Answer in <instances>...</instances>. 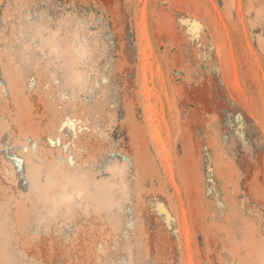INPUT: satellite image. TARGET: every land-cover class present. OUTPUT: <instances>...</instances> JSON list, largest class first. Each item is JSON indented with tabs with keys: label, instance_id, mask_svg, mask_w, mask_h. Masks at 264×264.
<instances>
[{
	"label": "rangeland",
	"instance_id": "obj_1",
	"mask_svg": "<svg viewBox=\"0 0 264 264\" xmlns=\"http://www.w3.org/2000/svg\"><path fill=\"white\" fill-rule=\"evenodd\" d=\"M0 264H264V0H0Z\"/></svg>",
	"mask_w": 264,
	"mask_h": 264
},
{
	"label": "clouds",
	"instance_id": "obj_2",
	"mask_svg": "<svg viewBox=\"0 0 264 264\" xmlns=\"http://www.w3.org/2000/svg\"><path fill=\"white\" fill-rule=\"evenodd\" d=\"M58 25L68 26L65 21H57ZM82 21H77V26H82ZM36 28L35 39L40 40V46L36 51L47 54L51 59L56 61L65 72V85L66 87L74 90L84 91L88 86V74L83 71L86 67L91 55L93 54L90 49L78 46L82 48V51L74 52L71 55L65 51L53 38L46 37L44 33H48L51 30L43 24L34 26ZM60 27L58 26L55 32L51 33V37H55L60 33ZM46 195L45 203L51 206L52 214L61 206L62 202L66 201L65 189L61 188L60 192L52 195L51 197Z\"/></svg>",
	"mask_w": 264,
	"mask_h": 264
}]
</instances>
